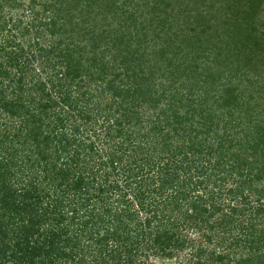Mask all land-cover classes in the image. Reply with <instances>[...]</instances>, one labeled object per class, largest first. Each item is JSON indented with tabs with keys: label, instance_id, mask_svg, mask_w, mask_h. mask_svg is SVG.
<instances>
[{
	"label": "trees",
	"instance_id": "trees-1",
	"mask_svg": "<svg viewBox=\"0 0 264 264\" xmlns=\"http://www.w3.org/2000/svg\"><path fill=\"white\" fill-rule=\"evenodd\" d=\"M177 4L0 0V264H264V163L190 101L233 22Z\"/></svg>",
	"mask_w": 264,
	"mask_h": 264
},
{
	"label": "rangeland",
	"instance_id": "rangeland-1",
	"mask_svg": "<svg viewBox=\"0 0 264 264\" xmlns=\"http://www.w3.org/2000/svg\"><path fill=\"white\" fill-rule=\"evenodd\" d=\"M176 2H178L175 5L176 10H183L191 20L197 18L203 23L205 21H213L212 31L208 32L209 36H216L214 33L217 29L215 25L218 24L220 26V22L224 19L223 15L228 17L222 21L223 23L232 20L233 23H229L231 25L230 28H233L231 29L232 35L226 33L221 36V32H219V36H221L217 38L219 43H213V46H216L221 51V56L216 57V50L214 54L211 53V56L200 57L198 62L199 69L194 72V75L197 76V80L193 81L196 88H192L190 101L194 103L197 112L205 113L206 122L204 123H207V128L211 126L213 128V124L218 125L220 127L219 136L229 134L228 137L223 138L224 148H220L225 154L229 156L240 154L241 158H243L247 154L251 155L256 152V155L247 157V159L253 160L254 164L264 163V0H176ZM74 13L76 17H73V20L81 18L83 21L81 12L76 10ZM190 19L188 20L191 21ZM215 20L217 23L214 22ZM78 26L83 28V26L90 27L91 25L88 26L83 21ZM239 28L245 30L244 36L248 39L247 44H241L244 41V36L242 37L238 34L235 36L234 32ZM91 29L101 30L102 22L94 23ZM221 45L222 48L220 49ZM224 58H228L227 62L223 61ZM239 81L241 85L236 89V93L241 96L240 100H242L238 102L234 100L236 93L232 95V89L236 87ZM156 84L154 92H159L161 85L159 82ZM178 86H180V83L166 88L174 91ZM194 89H197V93H194ZM162 90H164V86H162ZM230 90L231 93L229 92ZM249 93L254 96L247 103L251 107L252 122L248 120V116L245 114L247 106L245 102L249 99ZM184 103L182 102V104ZM180 111L184 114L183 109ZM196 120V118H190L186 127H198ZM256 122L258 123L257 125L255 124ZM200 137L197 141L202 143L199 140H203L204 135L200 134ZM207 138L211 140L210 143L215 144L218 142V139L213 142L215 136L212 133ZM239 145L244 147L245 150L239 149ZM216 146L217 144L214 147ZM204 147H209V144H205ZM214 147L213 150H215ZM240 151L243 153L241 154ZM213 154H216V151H213ZM219 156L213 159L211 157V162L213 163V160H216ZM254 166L257 167V165ZM261 182L257 183L261 184ZM231 183L232 180L230 178L226 179L224 184H222L224 190L221 189V192L223 194L221 195L217 191L214 203L223 207L231 204L233 200L229 195L225 194V189L230 188ZM238 223H240V220ZM230 234H235V230H231ZM151 262L153 264H173L174 260L152 258Z\"/></svg>",
	"mask_w": 264,
	"mask_h": 264
}]
</instances>
